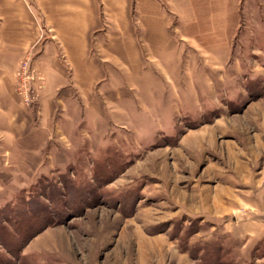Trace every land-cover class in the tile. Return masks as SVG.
<instances>
[{
	"label": "rangeland",
	"instance_id": "1",
	"mask_svg": "<svg viewBox=\"0 0 264 264\" xmlns=\"http://www.w3.org/2000/svg\"><path fill=\"white\" fill-rule=\"evenodd\" d=\"M107 2L6 83L0 264H264V0Z\"/></svg>",
	"mask_w": 264,
	"mask_h": 264
},
{
	"label": "crops",
	"instance_id": "2",
	"mask_svg": "<svg viewBox=\"0 0 264 264\" xmlns=\"http://www.w3.org/2000/svg\"><path fill=\"white\" fill-rule=\"evenodd\" d=\"M99 6V0H0V113L6 83L21 54L49 33L66 48L68 57L82 58ZM114 8L115 0H108L102 13L109 16ZM44 42L46 49L51 42Z\"/></svg>",
	"mask_w": 264,
	"mask_h": 264
}]
</instances>
